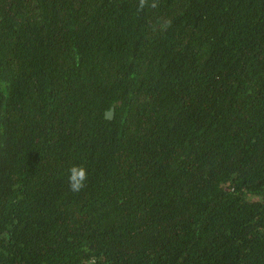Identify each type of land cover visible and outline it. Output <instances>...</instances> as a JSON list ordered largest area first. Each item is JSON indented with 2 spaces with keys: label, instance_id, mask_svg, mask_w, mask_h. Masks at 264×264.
I'll use <instances>...</instances> for the list:
<instances>
[{
  "label": "trees",
  "instance_id": "trees-1",
  "mask_svg": "<svg viewBox=\"0 0 264 264\" xmlns=\"http://www.w3.org/2000/svg\"><path fill=\"white\" fill-rule=\"evenodd\" d=\"M0 264H264V0H0Z\"/></svg>",
  "mask_w": 264,
  "mask_h": 264
},
{
  "label": "clouds",
  "instance_id": "clouds-1",
  "mask_svg": "<svg viewBox=\"0 0 264 264\" xmlns=\"http://www.w3.org/2000/svg\"><path fill=\"white\" fill-rule=\"evenodd\" d=\"M86 180V172L82 168H73L70 177V187L73 191H79Z\"/></svg>",
  "mask_w": 264,
  "mask_h": 264
},
{
  "label": "water",
  "instance_id": "water-1",
  "mask_svg": "<svg viewBox=\"0 0 264 264\" xmlns=\"http://www.w3.org/2000/svg\"><path fill=\"white\" fill-rule=\"evenodd\" d=\"M113 116V109L107 112V117L112 118Z\"/></svg>",
  "mask_w": 264,
  "mask_h": 264
}]
</instances>
